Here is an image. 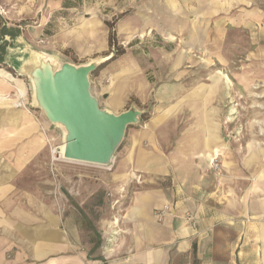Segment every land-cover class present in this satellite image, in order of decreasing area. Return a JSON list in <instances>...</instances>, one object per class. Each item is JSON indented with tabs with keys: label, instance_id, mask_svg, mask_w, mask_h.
I'll list each match as a JSON object with an SVG mask.
<instances>
[{
	"label": "crops",
	"instance_id": "obj_1",
	"mask_svg": "<svg viewBox=\"0 0 264 264\" xmlns=\"http://www.w3.org/2000/svg\"><path fill=\"white\" fill-rule=\"evenodd\" d=\"M3 5L0 0L5 13L0 28L20 39L42 31V24L25 29L16 24L30 13L28 5L20 12ZM231 21L228 25L255 28V40L262 39L263 10L245 11ZM8 36L0 39L7 41ZM259 40L249 53L252 78L245 68L237 80L247 92L254 79H264ZM18 52V47H5L6 56ZM4 61L5 55L0 65V130L10 125L14 145L11 149L0 137V264H264V114L214 110L209 95L214 85L222 82L223 92L230 84L212 78L205 89L184 97L190 101L187 108L157 111L129 132L109 173L90 172L89 181L81 179L78 200L64 191L82 217L79 225L88 224L95 235L87 242L80 234L74 237L70 218L61 226L51 208H40L34 196L16 185L20 176L15 168L22 163L15 157L16 140L35 130V124L10 105L13 90H23V85ZM6 73L14 81H6ZM225 96L222 104L229 94ZM244 114L247 121H239ZM173 117L190 121L165 126L164 120ZM7 150H13L8 153L13 158H7ZM215 158L217 166L212 167ZM165 207L159 219L157 212ZM186 216L193 218L194 227ZM73 246L79 249L77 256L70 253ZM7 248H15L10 257Z\"/></svg>",
	"mask_w": 264,
	"mask_h": 264
},
{
	"label": "rangeland",
	"instance_id": "obj_2",
	"mask_svg": "<svg viewBox=\"0 0 264 264\" xmlns=\"http://www.w3.org/2000/svg\"><path fill=\"white\" fill-rule=\"evenodd\" d=\"M3 1V7L12 11L20 12L26 5L30 7L28 15L12 24L16 22L24 29L42 24L41 32L21 39L23 45L45 55L50 63L80 66L112 57L118 47L124 50L122 55L104 62L89 76V90L99 108L119 114L133 105L142 112L138 123L127 128L108 166L62 158L54 161L52 153L60 152L64 131L49 123L36 107L30 78L8 67L23 85V90L19 86L13 88V101L9 104L25 112L35 124V130L16 140L18 151L15 157L22 159L21 166L15 168L20 176L16 185L22 192L34 196V202L40 208H51L61 226L70 218L74 237L80 234L89 242L95 235L88 224L79 225L82 217L70 207L71 201L64 191L69 190L73 199L78 200L81 179L89 181L92 178L90 172L109 173L115 158L125 147L129 132L144 126L157 111L187 108L190 101L184 97L205 89V84H210L214 78L216 82L221 79L230 84L229 87L224 85L223 92L222 82L214 85L212 95L209 94L214 110H258L264 114V79H254L249 92L237 82L245 68L246 74H251L250 78L253 76V54L249 53L259 40L254 38L255 28L234 23L228 25L233 18L240 19L245 11L261 9L264 12V0ZM4 14L1 8L0 26ZM110 24L115 34L113 46L108 42ZM11 34L13 37L8 36L7 41H0L6 48L15 49L20 38L14 36V32ZM259 45L264 46V35ZM4 79L14 81L7 73ZM222 94H229L224 104ZM243 116L247 115H242L239 121H247ZM231 120L238 121L235 118ZM189 121L173 117L164 120V124L182 127ZM217 121L220 123L221 119ZM12 135L13 130L6 123L0 130V137H5L11 149L14 145ZM8 153H13V150L6 151L7 158H13ZM14 249L7 248L6 257H10ZM78 252L76 246L70 247V253L77 256Z\"/></svg>",
	"mask_w": 264,
	"mask_h": 264
},
{
	"label": "water",
	"instance_id": "obj_3",
	"mask_svg": "<svg viewBox=\"0 0 264 264\" xmlns=\"http://www.w3.org/2000/svg\"><path fill=\"white\" fill-rule=\"evenodd\" d=\"M5 54V65L27 75L32 83L36 107L47 121L64 131L63 152L67 161L108 166L119 149L128 127L139 121L142 112L131 105L114 114L101 109L91 95L89 76L111 56L75 66L50 63L45 55L28 49ZM32 53L41 54L34 63Z\"/></svg>",
	"mask_w": 264,
	"mask_h": 264
},
{
	"label": "trees",
	"instance_id": "obj_4",
	"mask_svg": "<svg viewBox=\"0 0 264 264\" xmlns=\"http://www.w3.org/2000/svg\"><path fill=\"white\" fill-rule=\"evenodd\" d=\"M108 28H109V36H108L109 46H113L114 45V35H115L113 30H112L113 26L110 24L108 26ZM5 34H8L11 37H13V34L9 33L5 27L0 28V35L3 36ZM5 47L6 46L4 45V43H2V45L0 46V65L3 63V58L5 55ZM123 53H124V50L122 48L118 47L117 50H115V54L110 58V61L113 60L117 55H122ZM93 74L94 73H92L91 75H93Z\"/></svg>",
	"mask_w": 264,
	"mask_h": 264
},
{
	"label": "built area",
	"instance_id": "obj_5",
	"mask_svg": "<svg viewBox=\"0 0 264 264\" xmlns=\"http://www.w3.org/2000/svg\"><path fill=\"white\" fill-rule=\"evenodd\" d=\"M52 156H53V160H54V161H58V159L61 158V154L58 153V152H53V153H52ZM211 166H212V167H216V166H217L216 158L213 159V160L211 161ZM166 210H167V207H165L164 209H161V210H159V212H157V216H158L159 219L162 218L163 213H164ZM186 221H187V223H188L191 227H194V226H195V222H194V220H193V218H192L191 216H186Z\"/></svg>",
	"mask_w": 264,
	"mask_h": 264
},
{
	"label": "bare ground",
	"instance_id": "obj_6",
	"mask_svg": "<svg viewBox=\"0 0 264 264\" xmlns=\"http://www.w3.org/2000/svg\"><path fill=\"white\" fill-rule=\"evenodd\" d=\"M16 47H18L19 51H21V50L22 51L24 50V52L26 51V49H24L25 45H23V41L21 39H20V41H19V43H18V45ZM12 55H13V53H12ZM41 56H42L41 54L32 53V57H33L34 63H38L39 60L41 59ZM59 149H60V151L62 153L63 152V143L59 146ZM61 158H62V155H61Z\"/></svg>",
	"mask_w": 264,
	"mask_h": 264
}]
</instances>
